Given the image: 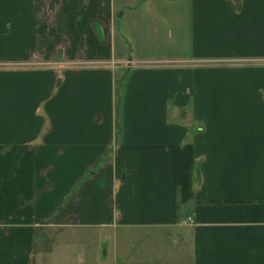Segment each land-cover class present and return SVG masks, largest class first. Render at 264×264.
Here are the masks:
<instances>
[{"label": "crops", "instance_id": "1", "mask_svg": "<svg viewBox=\"0 0 264 264\" xmlns=\"http://www.w3.org/2000/svg\"><path fill=\"white\" fill-rule=\"evenodd\" d=\"M0 264H264V0H0Z\"/></svg>", "mask_w": 264, "mask_h": 264}, {"label": "rangeland", "instance_id": "2", "mask_svg": "<svg viewBox=\"0 0 264 264\" xmlns=\"http://www.w3.org/2000/svg\"><path fill=\"white\" fill-rule=\"evenodd\" d=\"M181 24L179 25V28H182V31L184 32L187 29V10L183 7L181 15ZM140 32H139V40L140 44L139 47H136L135 44L131 48H127V52L129 53L128 56H130L133 59H154V58H160V56L166 57V53L164 54L161 49H155V48H150L147 49L145 48L147 45V38L148 36H151V33L147 31L148 26L144 24L143 26H140ZM142 30V31H141ZM177 36V35H176ZM186 41V40H184ZM130 45V44H129ZM141 45H145L142 47ZM60 75V74H59Z\"/></svg>", "mask_w": 264, "mask_h": 264}, {"label": "built area", "instance_id": "3", "mask_svg": "<svg viewBox=\"0 0 264 264\" xmlns=\"http://www.w3.org/2000/svg\"><path fill=\"white\" fill-rule=\"evenodd\" d=\"M74 65H72V67H73Z\"/></svg>", "mask_w": 264, "mask_h": 264}]
</instances>
